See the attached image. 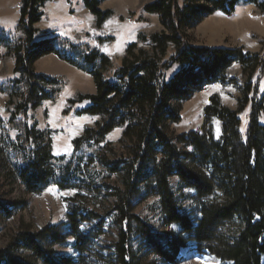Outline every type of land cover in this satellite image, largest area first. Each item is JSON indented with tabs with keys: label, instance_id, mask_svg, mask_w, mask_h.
<instances>
[{
	"label": "trees",
	"instance_id": "obj_1",
	"mask_svg": "<svg viewBox=\"0 0 264 264\" xmlns=\"http://www.w3.org/2000/svg\"><path fill=\"white\" fill-rule=\"evenodd\" d=\"M49 1H21L16 31L22 39L14 41L0 33V50L12 57L16 76L0 87L8 97L7 126L0 127V177L18 181L29 195H40L49 186L76 194L67 204L65 229L48 225L36 233L24 227L8 230L0 264H154L150 255L164 264H180L179 250L188 243L221 264H261L264 126L258 120L264 112V95L257 97L258 84L248 81L243 86L238 111L211 97L203 110L202 132H169L170 125L180 122L173 103L188 101L208 86L228 83L226 75L233 65L239 64L243 72L259 68L260 77L264 76V55L187 42L186 31L212 14L232 16L239 0H156L144 6L143 12L155 15L162 28L147 39L154 54L135 56V45L129 46L113 80L104 77L109 59L97 51H81L57 37L36 38L34 27ZM246 1L264 16V2ZM82 3L97 27L112 17L110 11L99 8V0ZM169 47L174 54L162 63ZM48 55L93 81L94 94L77 95L69 108L85 103L75 111L77 117L102 118L95 129H86L73 140L69 158L54 157L45 134L29 124L30 112L55 100L63 86L60 79L32 70L37 60ZM249 104L248 126L241 134L238 114ZM213 120L220 124L219 139L214 138ZM118 129L127 146L109 160L100 145ZM82 148L94 152L85 163L75 157ZM113 178L116 184H102ZM173 178L182 190L191 192L186 197L190 211L180 209L178 200L184 195L177 198L173 193ZM150 197L157 199L163 226L179 229L176 236L156 235L135 216L136 199ZM24 207L22 200L0 198V225ZM110 235L113 239L107 243ZM68 239L75 263L49 249L65 245Z\"/></svg>",
	"mask_w": 264,
	"mask_h": 264
},
{
	"label": "rangeland",
	"instance_id": "obj_2",
	"mask_svg": "<svg viewBox=\"0 0 264 264\" xmlns=\"http://www.w3.org/2000/svg\"><path fill=\"white\" fill-rule=\"evenodd\" d=\"M22 0H0V33L7 34L11 39L19 40L23 36L16 31L19 9ZM156 0H99L102 11H110L112 17L100 27L96 26L95 19L85 9L82 0H50L42 9V18L35 25L38 31L37 39L57 37L67 41L81 51H97L106 56L110 61L108 72L104 77L113 80V75L127 57V49L135 45L133 54L139 56L146 53L154 54L153 47L147 39L162 31L155 15L143 12L144 6ZM264 2V0H258ZM188 44L201 48H224L228 50L242 49L249 55H264V16L259 9L239 0L235 13L232 16L212 14L205 18L195 28L186 31ZM174 54L172 47L168 48L162 63L169 61ZM14 61L6 50H0V87L10 84L16 76L13 74ZM36 74H42L60 79L63 86L58 88L56 99L43 102L29 114V124H35L38 131L45 134L51 145L54 157H71L73 154V140L81 137L86 129H95L102 122L100 117H77L75 111L86 104L69 108V101L77 95L94 94L95 88L92 79L85 73L60 61L53 55H48L37 60L32 66ZM175 70V69H174ZM171 72L167 73V76ZM228 83L206 87L202 92L196 93L188 101L174 102L179 109L180 122L169 126L172 135H179L189 131L202 132L203 110L208 105L209 99L217 96L225 108L230 111L239 110V101L242 98L241 89L250 81L258 84L257 97L264 95V76L260 77L259 68H249L243 72L239 64H235L227 72ZM251 98L252 95L250 94ZM6 93L0 92V127L7 126L8 113ZM264 105V103H263ZM250 104L238 114L240 119V133L244 134L248 126ZM259 123L264 126V112L259 117ZM215 139L220 137V124L212 121ZM121 129L114 130L105 137L100 145V152L109 160H113L114 153L119 155L127 146L121 135ZM1 134V129H0ZM13 135V133H11ZM94 152L89 148H82L75 154L76 159L82 163L90 161ZM89 159V160H88ZM91 167V166H90ZM0 177V198L4 201L22 200L25 207L10 221L0 225V248L6 243L4 234L11 229L24 227L31 233L43 230L45 227L61 226L65 222L68 201L76 194L75 191H60L54 186H49L40 195H29L18 181L6 182ZM115 178L107 180L103 185L116 184ZM171 188L177 198L184 195L183 200H178L181 210L190 211L191 202L186 197L191 195L188 190H182L178 181L171 179ZM108 200V202H110ZM134 214L145 223L156 235L171 234L176 236L179 229L175 226L166 228L161 222V215L157 199L150 197L146 200L137 198ZM113 235L107 237L110 243ZM72 240L62 246L49 248L54 254L71 258L75 263L72 250ZM180 264H221L215 257L203 251L199 252L193 243H188L178 253ZM149 260L154 264H164L157 261L152 255ZM261 264H264V256Z\"/></svg>",
	"mask_w": 264,
	"mask_h": 264
}]
</instances>
